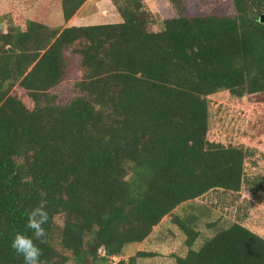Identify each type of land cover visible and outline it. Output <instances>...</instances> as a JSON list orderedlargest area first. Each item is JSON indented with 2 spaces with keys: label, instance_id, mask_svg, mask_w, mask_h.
<instances>
[{
  "label": "trees",
  "instance_id": "trees-1",
  "mask_svg": "<svg viewBox=\"0 0 264 264\" xmlns=\"http://www.w3.org/2000/svg\"><path fill=\"white\" fill-rule=\"evenodd\" d=\"M85 0H60L63 26L0 16V264L41 199L49 212L39 264H137L164 217L183 234L173 264H264V238L238 221L193 247L195 216L174 209L207 191L237 192L250 148L206 139L207 95L264 93V0H231L232 13L154 17L143 0H110L120 20L65 25ZM1 18L6 26L2 28ZM81 74L57 101L67 48ZM17 85L27 108L11 93ZM41 192L45 193L41 197ZM102 251V253H100Z\"/></svg>",
  "mask_w": 264,
  "mask_h": 264
},
{
  "label": "rangeland",
  "instance_id": "rangeland-1",
  "mask_svg": "<svg viewBox=\"0 0 264 264\" xmlns=\"http://www.w3.org/2000/svg\"><path fill=\"white\" fill-rule=\"evenodd\" d=\"M150 10L152 28L160 27V18L173 15V9L164 0H143ZM187 15L232 13L231 0H183ZM14 13L19 23L26 19L35 20L51 27L64 25L60 14V0H0V16ZM79 20L65 22L67 25L80 23H112L120 20L110 0H85L72 15ZM83 18V19H82ZM5 28V19L1 18ZM69 47L64 52L68 59L67 75L52 88L57 101L64 102L75 92L72 82L80 77L77 55ZM11 93L16 95L25 107L32 101L26 91L14 85ZM208 129L206 139L223 144L241 145L250 148L243 162V182L237 192L213 189L180 204L174 213L195 216L194 224L199 235L193 247L204 237L230 222L238 221L264 238V93L240 98L227 91L207 95ZM137 250L149 255L136 257L137 264H173V255L185 251L183 234L174 226L168 216L155 225L148 236L137 243L123 248L118 257H109L111 263L118 258H126ZM95 264H106L97 262Z\"/></svg>",
  "mask_w": 264,
  "mask_h": 264
},
{
  "label": "clouds",
  "instance_id": "clouds-1",
  "mask_svg": "<svg viewBox=\"0 0 264 264\" xmlns=\"http://www.w3.org/2000/svg\"><path fill=\"white\" fill-rule=\"evenodd\" d=\"M41 197L46 194L41 192ZM49 223V212L46 208L44 199L34 206L28 213L25 223L31 235L17 231L13 234L10 247L20 257L23 258L24 264H39L42 255L41 249L36 241L46 242L47 231L45 225Z\"/></svg>",
  "mask_w": 264,
  "mask_h": 264
},
{
  "label": "crops",
  "instance_id": "crops-1",
  "mask_svg": "<svg viewBox=\"0 0 264 264\" xmlns=\"http://www.w3.org/2000/svg\"><path fill=\"white\" fill-rule=\"evenodd\" d=\"M80 19V17H71L70 19H68V21L67 22H69V21H72V20H79ZM83 19V18H82ZM66 22V23H67ZM65 25H67V24H65Z\"/></svg>",
  "mask_w": 264,
  "mask_h": 264
},
{
  "label": "water",
  "instance_id": "water-1",
  "mask_svg": "<svg viewBox=\"0 0 264 264\" xmlns=\"http://www.w3.org/2000/svg\"><path fill=\"white\" fill-rule=\"evenodd\" d=\"M264 19V14H261L260 17H259V22H262ZM100 253H102V251H100Z\"/></svg>",
  "mask_w": 264,
  "mask_h": 264
}]
</instances>
